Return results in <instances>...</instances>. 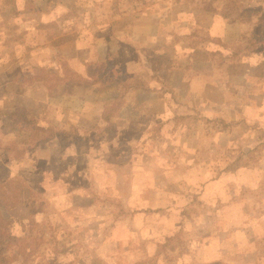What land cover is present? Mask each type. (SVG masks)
I'll return each instance as SVG.
<instances>
[{"label": "rangeland", "instance_id": "obj_1", "mask_svg": "<svg viewBox=\"0 0 264 264\" xmlns=\"http://www.w3.org/2000/svg\"><path fill=\"white\" fill-rule=\"evenodd\" d=\"M4 5L0 0V26ZM6 11L20 19L0 28V73L8 71L17 85L13 90L0 77V203L16 202L13 215L27 228L0 264H264V148L206 154L192 167L198 177L185 180L184 168L168 159L177 153L166 150L160 121L146 120L152 132L146 137L138 136L137 120V126L122 128L111 123L114 118L96 119L94 109L81 113L87 104L81 91L104 79L116 99L115 84L122 79L110 69L123 62L134 66L129 60L139 54L118 56L111 31L96 18H82L74 27L71 18L63 30H31L25 14L10 5ZM66 29L71 36L62 35ZM45 30L48 46L33 47L36 33ZM78 36L88 43L85 57L69 49ZM38 90L47 92L49 102L32 104L28 94ZM254 115L227 127L247 134L253 146L264 140L253 130L263 128L264 120ZM226 137L216 140L219 147L229 146ZM135 144L140 149L134 155ZM224 156L233 167L209 165ZM215 168L232 175L221 174L218 182Z\"/></svg>", "mask_w": 264, "mask_h": 264}, {"label": "crops", "instance_id": "obj_2", "mask_svg": "<svg viewBox=\"0 0 264 264\" xmlns=\"http://www.w3.org/2000/svg\"><path fill=\"white\" fill-rule=\"evenodd\" d=\"M76 1L72 27L80 25L82 18H86V22L87 18H96L111 31L110 43L118 46L115 51L118 56L122 54L126 58V52L139 54L129 60L134 66L123 62L113 68L114 71L110 69L117 78L120 74L122 79L121 85L115 84L118 94L116 99L108 95L109 84L104 79H101V83L89 84L81 91L87 102L81 113L94 109L96 119L114 118L116 120L111 123H122V128L137 120L142 125L138 136L146 137L152 133L144 125L146 120L160 121L166 150L177 153L174 158L168 155V159L174 162V166L177 164L184 168L187 181H194L192 177L199 173V170L192 169L199 157L213 153L215 157L216 154L220 156L218 152L251 153L264 148V140L258 146H253L247 134L241 130L238 134L235 128L228 129L230 120L243 124L254 114L264 120V0ZM7 8L5 4L1 14L6 18L1 26L7 21H16L18 24L19 15L15 18L10 16ZM59 10L57 16L62 12ZM20 12L31 19L32 14H26L21 8L17 14ZM56 19L49 20V25L44 28L53 31ZM28 23L31 30L36 28L29 20ZM64 31L63 36H66L65 33L71 36L72 31ZM59 35L62 38L61 33ZM49 37L50 32L47 30L37 32L33 47L48 46ZM84 40L83 36H78L70 41L69 49L73 56L85 57L89 53L88 43ZM115 53L110 55L116 56ZM143 53L146 54L145 59L141 58ZM108 58L110 67L111 57L108 55ZM0 77L13 90L17 88L10 82L8 71L0 73ZM99 87L101 99L96 101ZM35 92L28 94L32 104L36 101L44 105L43 98L49 102L45 90ZM39 95L42 98H38ZM112 102L117 104L115 110L111 107ZM24 104L28 106L27 96ZM130 105L132 109H129ZM177 121L181 123L176 124ZM174 123L177 125L175 128L172 127ZM135 124L137 126V122ZM255 127L248 126L264 136V127ZM240 135L242 137H238ZM221 136H228L227 148L218 146L216 140ZM102 139L106 142L109 138ZM139 145L130 148L134 155L140 149ZM116 146L114 144L110 148L112 153L117 149ZM230 159L220 157L209 165L233 167ZM149 161V165L161 166ZM203 165L201 163L200 166ZM215 171L218 172V169L215 168ZM218 173L224 174V177L232 175L230 169H222ZM200 179V182L210 180Z\"/></svg>", "mask_w": 264, "mask_h": 264}, {"label": "trees", "instance_id": "obj_3", "mask_svg": "<svg viewBox=\"0 0 264 264\" xmlns=\"http://www.w3.org/2000/svg\"><path fill=\"white\" fill-rule=\"evenodd\" d=\"M76 2V0H5V4L12 6L14 12L21 8L26 14L27 12L32 14L29 21L36 28L47 27L49 20L57 18L53 22L55 24L53 27L56 29H61L71 22V18L75 14ZM59 9L62 12L58 14L60 16H57ZM222 178L223 176L220 175L217 181L219 182ZM3 189L4 187L0 189V194H5ZM13 199L16 200V191H13ZM4 200L5 202L0 203V260H2V254L13 247L11 244L20 240L18 233H22L27 228L23 219L13 215L17 207L16 202L12 204L11 201L6 204L7 199ZM19 203L17 201V204ZM8 240L10 241L8 242Z\"/></svg>", "mask_w": 264, "mask_h": 264}]
</instances>
